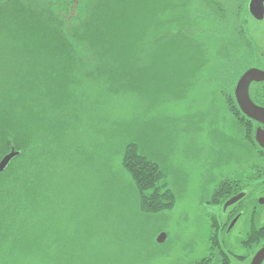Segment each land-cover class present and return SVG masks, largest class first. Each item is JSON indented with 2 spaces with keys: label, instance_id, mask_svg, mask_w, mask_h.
<instances>
[{
  "label": "rangeland",
  "instance_id": "374dc122",
  "mask_svg": "<svg viewBox=\"0 0 264 264\" xmlns=\"http://www.w3.org/2000/svg\"><path fill=\"white\" fill-rule=\"evenodd\" d=\"M76 1L75 10L98 3ZM5 2L10 6L0 2V20L9 11L13 35L42 31L48 25L45 9L55 5L52 0ZM238 2L169 0L147 19H140V8L112 9L107 23L119 25L125 38L116 39L118 45L145 47L153 33L165 43L164 50L123 49L125 56L117 58L129 61L115 65L97 54L68 57L55 46L49 51L16 47L0 27V82L14 91L24 89L33 134L44 137L48 160L55 158L48 167L55 168L58 180L48 201L57 211L58 203L71 196L74 181L78 197L83 195L76 214L87 219L75 225L71 242H65L73 238L69 232L50 236L39 229L44 242L37 246L36 261L1 243L0 264H189L208 253V219H223L222 199L212 197L215 188L223 181L252 179L264 162L233 92L243 71L255 63L264 67V23L244 10L237 15ZM146 25H154L151 34L140 36ZM175 40L181 50L171 48ZM118 49L111 42L101 45L103 53ZM116 73L136 81L121 80L124 88ZM129 142L160 169L173 196L170 209L142 210L132 179L120 165ZM66 149L77 167L60 163ZM250 197L251 206L257 192ZM261 223L257 217V230ZM239 228L237 222L227 235L218 231V246H213L216 254L221 247L233 264L242 261L235 255L245 257L254 248L240 242ZM161 233L164 240L157 242Z\"/></svg>",
  "mask_w": 264,
  "mask_h": 264
},
{
  "label": "trees",
  "instance_id": "16d2710c",
  "mask_svg": "<svg viewBox=\"0 0 264 264\" xmlns=\"http://www.w3.org/2000/svg\"><path fill=\"white\" fill-rule=\"evenodd\" d=\"M2 1L6 6H10L7 5L6 0ZM52 1L55 3L51 7L52 9H45L47 27L35 34L20 33L17 35L14 33L13 35L9 11L4 15L5 17H2L0 27L6 34L13 37L11 42H16V47L49 51L55 46L68 57H71L72 54H97L98 57L103 56V60L109 59L110 65L129 61V59L123 61L117 58L125 56L120 51H124L123 49L126 48L141 47L144 50L147 48V50L154 51L165 49V43H161V40L157 41L159 33H153L155 36L151 34L154 25L140 27V36L143 31L151 34L149 38H146L145 47L143 45H118L116 39L123 40L125 38L119 34L120 26L107 23V18L113 15L112 9L133 10L135 8H140V19L156 17L158 10L165 8L169 0H98V3L96 2L91 7L88 3V6L81 7L80 5L76 10V4L79 6L76 0ZM64 1L66 5L67 2L69 5L62 7ZM82 3L85 4V1L83 0ZM239 8L237 13L244 10L242 5ZM40 16V14L36 15L37 18H41ZM131 35L132 37L139 36L133 32ZM110 42L113 47H118L119 51L103 53L101 45ZM171 48L181 50L182 44H179L177 40L172 41ZM125 75L123 73L114 75L118 85L123 84L121 82L123 79H128L133 83L136 81L134 78H126ZM128 85L132 86V84ZM123 87L125 88L126 85ZM113 88L123 90L122 88ZM27 97L24 89L14 91L0 82V157L2 158L11 149L18 152L0 173V244L4 243L11 250H13L11 246H16L18 252L13 251L14 253L23 252L29 256L34 255L36 258L32 260L36 261L39 258V247L37 248V246L43 245L44 242L42 231L39 229L45 228L50 236L54 233L69 232L73 238L65 242H71L77 235L76 232H71L77 228L75 225H84L87 219L79 218L80 214H76L79 209L82 210L83 204L78 200L83 195L78 197L79 193L75 190L76 182L74 181L73 184L69 182L72 184L71 196L63 202H57V211L54 208L55 203L48 201V198L53 197L55 193L58 180L55 168L48 167L49 162L55 158L48 160L49 149L46 147L44 137L36 139L40 135L34 136L33 134ZM61 153L65 155L60 162L63 163V167L65 165L66 168L77 167L75 155L71 159L68 150L65 153L61 151ZM13 162L14 165L10 167ZM120 165L132 179L143 207L142 210L159 212L171 208L173 196L162 181L163 175L160 169L153 161L138 152L134 143L129 142L125 145ZM223 183L215 188L212 197L216 196L217 199L218 196L222 199L223 194L227 193L228 186L224 188ZM208 220L210 228L208 253L203 258L194 261L193 264H202L203 261L211 260L228 261L223 252L217 250L216 254L213 248L214 244L218 246L217 219L213 218L212 220L209 217ZM262 233V228L256 231V235L262 236Z\"/></svg>",
  "mask_w": 264,
  "mask_h": 264
},
{
  "label": "flooded vegetation",
  "instance_id": "af4514ba",
  "mask_svg": "<svg viewBox=\"0 0 264 264\" xmlns=\"http://www.w3.org/2000/svg\"><path fill=\"white\" fill-rule=\"evenodd\" d=\"M235 1L238 2V0H235ZM238 3L239 5L237 6V8H235V10L240 9L239 6L242 5L244 11H246L255 22L264 23V13H263V17L258 19L254 17L253 14L249 10L250 4L252 6L253 11L255 12H257L258 8H263L264 10V0H252V1L243 0V2L239 0ZM258 12L261 13L260 10H258ZM237 15H240V12H238ZM213 19L215 23H218L219 20L216 17H213ZM242 30H243V27H242ZM263 56H264V53H263ZM250 68H256L258 70L264 71V67L256 63H255V66L248 67L247 69H250ZM241 74L239 75V77L241 76ZM249 97L254 104L264 107V81H252L250 83ZM236 104H237L238 109L241 111L237 102ZM241 113L248 119L251 126H253L252 135H253V140L255 141L256 146H257L256 149H258L264 155V147L261 146L255 139L256 130L257 128H262V124L252 118H249L242 111ZM262 159L264 160V157H262ZM251 177L252 179L250 180L244 179L242 183L238 179L231 181V184L229 181H223L224 188L228 186V190L226 194H223L222 202H221V212H222L223 219L220 220L221 218L217 217V224L219 228L216 231V237L218 235V231L225 233V235L229 234L230 231L234 228V226L238 222L240 223V228L238 230V233H239L238 235H241L240 242L241 243L248 242L249 245L254 246L253 250L251 251L252 254H249L245 257L243 255H235L237 258H241L242 260V261H237L238 264H252V259L254 255L256 254V252L264 247V162H262L259 166H257V168H255L254 174ZM254 190L257 192L258 197L254 199L255 204H252L250 206L251 201L249 202V199L251 198L250 197L251 194L254 193ZM238 194L241 196L238 200H236V202L224 207V203L229 198H231L232 196L238 195ZM257 217L261 218L262 223L259 225V228L263 229L262 236L256 235V231L258 228L256 227ZM234 219H235L234 223L231 224V222ZM258 239L260 240L259 242H258ZM217 241L219 242L218 237H217ZM257 243H260L259 246H257ZM218 252H223L226 255V260L228 261L211 260V261H203L202 264H233L229 260L227 253L221 247L218 248ZM248 258H249V261H245ZM193 262L194 261H192L189 264H193ZM258 264H264V258Z\"/></svg>",
  "mask_w": 264,
  "mask_h": 264
},
{
  "label": "water",
  "instance_id": "95a60500",
  "mask_svg": "<svg viewBox=\"0 0 264 264\" xmlns=\"http://www.w3.org/2000/svg\"><path fill=\"white\" fill-rule=\"evenodd\" d=\"M252 1V0H251ZM251 3V2H250ZM249 10L254 17L260 19L263 17V8H258L257 12L253 11L251 4ZM260 10L261 13L258 12ZM252 81H264V71L256 68H250L244 71L238 78L234 88V97L238 103L241 111L248 116L262 124V128H257L255 139L264 147V107L254 104L249 97V85ZM17 151L11 149L0 159V173L7 167L12 158L17 155ZM241 195H235L229 198L225 203L224 207L233 204L240 198ZM235 219L231 222L233 224ZM165 234L161 233L157 239V242L164 240ZM264 258V247L256 252L252 259V264H258Z\"/></svg>",
  "mask_w": 264,
  "mask_h": 264
}]
</instances>
